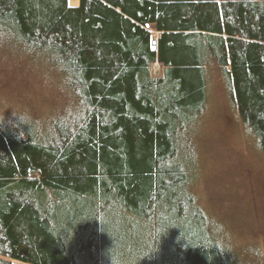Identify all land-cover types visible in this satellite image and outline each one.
Masks as SVG:
<instances>
[{
  "label": "trees",
  "instance_id": "1",
  "mask_svg": "<svg viewBox=\"0 0 264 264\" xmlns=\"http://www.w3.org/2000/svg\"><path fill=\"white\" fill-rule=\"evenodd\" d=\"M7 67L63 97L0 114V264H248L188 140L218 70L264 152V0H0Z\"/></svg>",
  "mask_w": 264,
  "mask_h": 264
},
{
  "label": "rangeland",
  "instance_id": "2",
  "mask_svg": "<svg viewBox=\"0 0 264 264\" xmlns=\"http://www.w3.org/2000/svg\"><path fill=\"white\" fill-rule=\"evenodd\" d=\"M67 2L78 4V0ZM151 73L160 75L158 63ZM209 77L198 127L188 140L199 202L222 225L223 244H233V252L248 264L252 260L264 264V152L235 107L223 74L216 70ZM57 88L55 81H41L34 71L0 70V114L23 110L45 124L62 103Z\"/></svg>",
  "mask_w": 264,
  "mask_h": 264
},
{
  "label": "water",
  "instance_id": "3",
  "mask_svg": "<svg viewBox=\"0 0 264 264\" xmlns=\"http://www.w3.org/2000/svg\"><path fill=\"white\" fill-rule=\"evenodd\" d=\"M150 45H151V48L154 49L156 47V38H153L151 41H150Z\"/></svg>",
  "mask_w": 264,
  "mask_h": 264
}]
</instances>
